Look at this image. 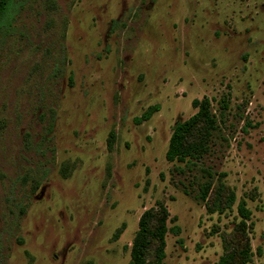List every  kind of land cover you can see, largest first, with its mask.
<instances>
[{
  "label": "rangeland",
  "instance_id": "rangeland-1",
  "mask_svg": "<svg viewBox=\"0 0 264 264\" xmlns=\"http://www.w3.org/2000/svg\"><path fill=\"white\" fill-rule=\"evenodd\" d=\"M11 13L0 264H129L142 214L161 205L179 228L164 264H217L246 244L247 264H264V0H14ZM205 99L209 152L168 162Z\"/></svg>",
  "mask_w": 264,
  "mask_h": 264
},
{
  "label": "trees",
  "instance_id": "trees-1",
  "mask_svg": "<svg viewBox=\"0 0 264 264\" xmlns=\"http://www.w3.org/2000/svg\"><path fill=\"white\" fill-rule=\"evenodd\" d=\"M13 7L14 0H0V28L10 25ZM194 105L198 108V112L190 119L178 123L173 131L166 153L170 163L200 159L210 150L209 143L212 140L213 131L217 128L211 102L208 99L201 102L196 100ZM158 110L159 106L149 108L142 118L137 119V122L142 123L151 119ZM114 138L115 135L112 133L111 144ZM210 189V183L201 186L202 200L205 201L208 198ZM239 213L243 218L239 224V230L245 232L251 212L244 205H240ZM169 217V210L164 205L148 209L142 214L139 230L132 244L129 264H164L167 235L171 231L179 232V228L169 227ZM249 257L250 247L246 244L242 251H227L217 264H247Z\"/></svg>",
  "mask_w": 264,
  "mask_h": 264
}]
</instances>
